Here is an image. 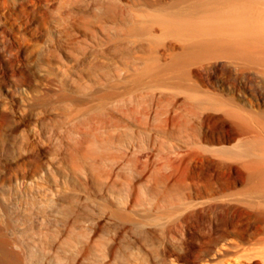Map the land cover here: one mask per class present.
Returning a JSON list of instances; mask_svg holds the SVG:
<instances>
[{
  "label": "rangeland",
  "instance_id": "374dc122",
  "mask_svg": "<svg viewBox=\"0 0 264 264\" xmlns=\"http://www.w3.org/2000/svg\"><path fill=\"white\" fill-rule=\"evenodd\" d=\"M219 1L0 0V264L250 263L261 230L205 237L241 138L238 31L187 53L158 19L254 5Z\"/></svg>",
  "mask_w": 264,
  "mask_h": 264
},
{
  "label": "bare ground",
  "instance_id": "6f19581e",
  "mask_svg": "<svg viewBox=\"0 0 264 264\" xmlns=\"http://www.w3.org/2000/svg\"><path fill=\"white\" fill-rule=\"evenodd\" d=\"M253 1L252 4L254 5H250L249 12H246L242 6L243 8L240 9L239 13L237 12V15L233 12L226 13V10L223 12L221 8L220 11L219 6V10H217V6L213 5L215 9L208 11L203 21H197L190 16L191 14H187L189 16L179 15V12L177 15L158 18L165 28L185 36L187 53L192 50V53L194 50L202 53L209 51L215 45L221 48L224 46L226 50V48H230L228 46L230 43L228 40L231 41L230 36H232L230 34L233 31H238V33L235 32L236 37L234 38L236 39H234L231 47L234 52L228 49L230 53L233 52L235 60H237V72L240 75L239 79L236 75L237 80L231 88L237 96H235L236 101L233 98L235 109H233L234 111L228 108L223 109V114L235 126L237 135L241 138L235 149L227 151L232 158H228L230 160L222 165L219 203L221 223H205L207 241L211 240L214 232L227 231L229 228L246 230L248 227H252L264 232V223H237L246 218L254 219V221L264 218V1L262 0V3L259 2L261 0H255L254 3ZM231 14L237 16V18L235 17L237 22ZM242 32H247V35L250 34L251 37L248 38L250 42L247 41V37L245 38L240 34ZM228 37L230 38L228 39ZM248 71L252 72V76L251 73L248 75ZM231 99L221 96L220 104L223 107L229 106L232 102ZM223 154L225 155L224 152ZM225 157L227 158V156ZM231 177L235 179L236 183L243 184L242 190L230 191L228 180ZM80 234L82 236V233ZM259 243L262 244V247L252 253V256L247 257L250 260L249 264H264V237L259 240ZM227 253L228 251H226ZM83 256L84 253L79 254V257L77 256L78 262L76 264H83ZM91 264L100 263L92 262Z\"/></svg>",
  "mask_w": 264,
  "mask_h": 264
}]
</instances>
